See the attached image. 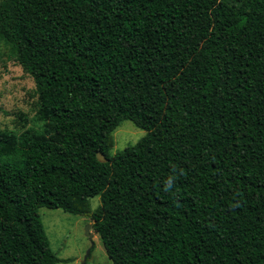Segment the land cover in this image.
Here are the masks:
<instances>
[{
  "label": "trees",
  "instance_id": "16d2710c",
  "mask_svg": "<svg viewBox=\"0 0 264 264\" xmlns=\"http://www.w3.org/2000/svg\"><path fill=\"white\" fill-rule=\"evenodd\" d=\"M2 44L37 99L0 127V264L60 260L40 207L111 264H264V0H0Z\"/></svg>",
  "mask_w": 264,
  "mask_h": 264
},
{
  "label": "rangeland",
  "instance_id": "374dc122",
  "mask_svg": "<svg viewBox=\"0 0 264 264\" xmlns=\"http://www.w3.org/2000/svg\"><path fill=\"white\" fill-rule=\"evenodd\" d=\"M32 77L23 70L10 55L5 45L0 47V127L15 128L31 119L35 112L37 96ZM20 114V115H19ZM145 131L128 119L122 120L112 132V156L125 146L136 142ZM100 203V196L89 199V209L94 210ZM38 214L48 237L51 250L60 259L57 264H81L89 239L86 227L93 234V248L85 264H111L99 235L92 228L90 214L69 213L61 208L40 207ZM68 259V260H65Z\"/></svg>",
  "mask_w": 264,
  "mask_h": 264
},
{
  "label": "water",
  "instance_id": "95a60500",
  "mask_svg": "<svg viewBox=\"0 0 264 264\" xmlns=\"http://www.w3.org/2000/svg\"><path fill=\"white\" fill-rule=\"evenodd\" d=\"M96 157L99 161H106V157L104 156V154L102 152H97L96 153ZM90 227V224L86 227L85 229V234L87 235L88 239H89V247L86 249L85 255L83 256L82 260H81V264H85V261L90 253L91 248L93 247V234L91 232L88 231V228Z\"/></svg>",
  "mask_w": 264,
  "mask_h": 264
}]
</instances>
